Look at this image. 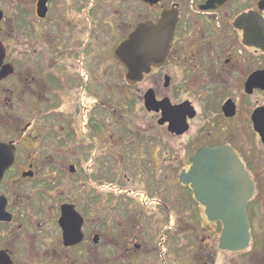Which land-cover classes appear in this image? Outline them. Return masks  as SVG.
Returning <instances> with one entry per match:
<instances>
[{
  "label": "flooded vegetation",
  "instance_id": "obj_1",
  "mask_svg": "<svg viewBox=\"0 0 264 264\" xmlns=\"http://www.w3.org/2000/svg\"><path fill=\"white\" fill-rule=\"evenodd\" d=\"M141 1L151 15L114 42H100L99 0H0V264H81V253L103 238L91 207L105 196L123 198L130 209L153 204L146 216L153 222L165 217L166 225L155 226L160 229L149 237L122 224L114 239L128 253L156 252L158 264H174L170 245L180 217L160 196L156 175L163 173L185 191L188 230L178 236L185 235L188 249L194 250L189 231L195 221L203 223V264L226 258L233 264L264 248L257 239L264 220V50L257 35L246 43V23L238 24L244 14L264 19V0ZM72 14L82 26L67 17ZM162 19L169 23L159 35L169 47L157 66L131 82L118 46L140 24ZM252 20L251 29L257 28ZM103 46L111 54L99 60ZM97 61L104 69H96ZM110 78L122 79L120 89L138 99L141 121L157 133L130 135L124 120L127 134L114 136L108 133L112 123L97 121L99 112H118L109 98L96 96L98 82ZM223 145L233 148L254 184L246 207L250 242L242 250L222 247L224 220H211L192 185L180 180L202 148ZM131 163L144 171L141 186L131 171L125 181L114 179V164ZM194 200L201 210L196 218L188 211ZM140 221L134 218L133 227ZM105 224L101 229L112 234Z\"/></svg>",
  "mask_w": 264,
  "mask_h": 264
},
{
  "label": "rangeland",
  "instance_id": "obj_2",
  "mask_svg": "<svg viewBox=\"0 0 264 264\" xmlns=\"http://www.w3.org/2000/svg\"><path fill=\"white\" fill-rule=\"evenodd\" d=\"M1 5H5L4 2H1ZM7 6V5H6ZM98 10H97V16L99 25H101V30L98 31V38H100V42H110L113 41V38L120 37L121 35L124 36V33L131 29L132 26L137 23L140 19H144L146 17H149L151 15V12L149 9L143 4L141 0H99L98 3ZM70 19L74 21V25H83L81 18H79L78 14H72L67 15ZM110 24L112 26H110ZM107 32L108 35L111 33V37L107 38L104 37ZM121 36V37H122ZM111 39V40H110ZM114 42V41H113ZM105 44V43H104ZM107 47L104 48V51L102 49L101 51H97L98 59L99 57H107L110 56L111 51L109 52ZM99 48V47H98ZM101 59V58H100ZM99 59V60H100ZM106 64L103 63V65L97 61V68L99 70H102L101 67L105 66ZM104 69V68H103ZM103 74V72L101 71ZM111 80L105 79V83L98 82V89L96 96L98 97V101H104L106 98H109L111 100V104H113V107L118 110L116 115L109 114L107 112H99L97 116V121L99 122H110L113 125H111V130L108 131V133L114 135V136H120V134H127L126 129L122 127V122H126L129 124L128 128H131L134 132L132 133V130L130 132V135H146L148 133L155 134L157 133L156 128L152 129L151 122H144L141 121L144 118V113L140 108V105L136 102L138 99H134V95L131 93L124 94L122 90L120 89L122 79L119 78H110ZM110 82L109 85H107V82ZM89 98V97H88ZM88 105L92 101L87 99ZM136 102V103H135ZM125 117L123 120L119 117ZM101 117V118H100ZM127 128V127H126ZM125 129V130H124ZM103 131L105 132L106 129L104 128ZM125 131V132H124ZM106 133V132H105ZM103 134V133H102ZM162 134H167L165 130L162 131ZM157 149V148H156ZM73 147H70V149L67 148V158L72 157ZM84 157L87 156V154L84 152ZM131 158V157H130ZM62 161V160H61ZM67 163H70L67 161ZM135 164L131 163L127 166H120L118 164H114L113 168L115 170L114 179H122L125 181V174H130L133 172L135 175L130 176L134 179H137V185L141 186L142 182H140L144 177V171L143 169H137ZM131 171V172H130ZM167 174H159L156 175V178H161L162 184L158 186V189H160V196L165 201L169 202L171 204V207L178 213V216L180 217V221L178 223V230L175 233L176 239L173 240L172 244L170 245L171 252L170 257L174 264H203V247L208 239L204 238L203 240H200L201 236H203L206 232L202 230L200 227L203 223L195 221L194 227L192 231H189L190 233V239H192L193 248L194 250L188 249V246L186 244V241L182 240L181 237H185V235L178 236L180 233H185V231L188 230L187 223L185 221L186 215V204L187 200L185 199V191L180 187V185H175L173 181L169 178ZM105 177V176H104ZM163 177V178H162ZM67 178V177H66ZM84 182V180H82ZM133 181H131L132 183ZM133 185V184H131ZM143 185V184H142ZM63 186V185H62ZM60 193L63 194V191H60ZM67 198V197H66ZM86 200L88 202V197L83 195L82 201ZM123 198L114 197L111 198L110 196H105L101 200V198L96 202L95 209L92 206L91 208L95 212L93 214V217H95L97 226L99 225V230L102 232V240L99 243V245L92 251H83L81 255L79 256L81 264H89V261L92 260L96 264H158L159 259L157 258L158 254H144V253H138L134 251L133 253L126 252L127 250L122 249L120 245L117 244V239L114 237L121 236L120 229L123 225L129 224L130 228H133L137 230L138 234H142L143 236H149L157 232L158 229H154L155 226L160 225V227H163L167 224L166 218L155 219L153 222L152 217H147L145 212H148L149 209L153 206V204H148V206H141L140 203H138V206L131 205L132 208L130 209L129 206L122 203ZM141 202V201H140ZM191 204L188 207V211L191 212L193 217H198L201 210L197 205V202L194 200L190 202ZM185 206V207H184ZM138 207V208H135ZM134 209V210H132ZM141 211H139V210ZM140 212L144 214V217L142 218V214L140 215ZM160 214H163L162 211ZM134 218L136 220H140L139 222V228L136 226L133 227L132 223ZM106 221V226L110 225V229L114 232L111 234L108 231L105 230L107 228H102L101 225L103 222ZM113 221V222H112ZM117 222V223H116ZM111 225H114L115 227L112 229ZM198 226V227H197ZM121 227V228H120ZM258 241L261 242L260 247H264V220L258 222ZM140 234V236H141ZM109 235V239L105 238V236ZM111 235V236H110ZM174 235V234H173ZM188 237V233H187ZM121 240V239H120ZM140 254V255H139ZM190 255V256H189ZM189 256V257H188ZM202 256V257H201ZM205 259L207 258V255L205 254ZM212 257V255H211ZM198 258V260H197ZM208 258H209V252H208ZM150 259V261L148 260ZM201 260V261H199ZM233 264H264V248H259L258 252H253L252 254L248 255H241L240 258L234 260ZM216 264H231V261H228L226 258L224 262L222 260H218V263L216 260L214 261ZM213 262V264H214Z\"/></svg>",
  "mask_w": 264,
  "mask_h": 264
},
{
  "label": "water",
  "instance_id": "obj_3",
  "mask_svg": "<svg viewBox=\"0 0 264 264\" xmlns=\"http://www.w3.org/2000/svg\"><path fill=\"white\" fill-rule=\"evenodd\" d=\"M259 14H244L238 19V24L246 23L245 42L257 35L258 46L264 50V19ZM252 19H257V28L251 29ZM152 21L140 24L129 35V39L117 49V57L129 66V79L136 82L148 72L152 65L159 63L168 47V38L159 34L166 31L165 23ZM172 31V29H171ZM170 39V37H169ZM153 105L154 99L148 98ZM171 111L170 107H166ZM1 148V145H0ZM192 167L188 173L182 174L181 181L192 185L198 202L208 207L211 220L222 218L225 223V233L222 247L232 250H242L249 246L250 226L247 219V202L253 194L254 184L248 171L236 152L230 146L202 148L192 157Z\"/></svg>",
  "mask_w": 264,
  "mask_h": 264
}]
</instances>
